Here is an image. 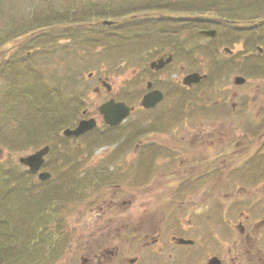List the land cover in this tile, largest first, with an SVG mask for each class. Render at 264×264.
<instances>
[{"label": "flooded vegetation", "instance_id": "obj_1", "mask_svg": "<svg viewBox=\"0 0 264 264\" xmlns=\"http://www.w3.org/2000/svg\"><path fill=\"white\" fill-rule=\"evenodd\" d=\"M159 14L154 21L164 20ZM168 19L174 25L173 30L165 33L166 41L159 36L164 49L157 50L158 55L143 66L141 79L132 77L136 74L133 71L129 86L116 94L110 83L112 74L97 77L95 90L100 95L106 91V98L96 105L97 113L93 116L86 108L73 125L65 116L58 117L60 108L65 109L63 91L61 86L52 89L57 96L54 103L60 106L55 119L49 121V125L55 124L52 128L61 126L63 133L65 128H75L82 119L89 118L94 119L95 127L78 137L63 136L69 142L84 140L80 159L70 169L75 172L68 174L66 180L51 173L44 180L38 179L39 172L49 171L51 166L56 165L61 171L65 168L61 169L58 153H54L60 143L50 149L40 170L31 171L21 165L22 170L33 175L34 195L56 193V205L45 198V206L60 218L73 216L76 220L65 227H55L62 244L59 252L44 251L43 261L36 252L27 264H52L59 253L66 252L67 259L61 264H264V226L260 225L264 223V132L255 134L254 124L242 114H235L240 95L234 88L244 85L247 79L237 74L231 79V88L214 87V75L229 67L214 50L210 55L211 68L204 65L207 60H200L199 67H187L181 59L190 63L198 60L197 45L194 40H188L187 45L181 43L178 31L183 27L185 35L195 30L197 18L190 14ZM205 29L209 28L199 30L200 36L221 35L220 29L210 28L216 29V35L208 37L202 33ZM226 48L223 51L229 57L236 53L231 61L240 65L244 73L260 67L253 53H244V48L234 53ZM160 63L162 66L157 68ZM196 72L200 78L188 82L187 76ZM236 76L244 77L245 81L236 83ZM220 91L231 94L227 100L220 98L207 103L211 92ZM150 93L159 100L155 98V104L145 106L143 98ZM107 102L123 103L130 111L119 123H108L101 112ZM210 105L218 107L215 114L211 113ZM115 110L113 120L119 116L120 107ZM137 110L143 116L141 119L132 117ZM224 122H229L233 129L224 130ZM244 126L249 130L241 129ZM120 134L123 137L116 145L96 146L102 139L104 143L109 139L115 142ZM91 135L92 140L86 142ZM252 167L254 173L246 174ZM252 177L257 182L246 184L253 181ZM75 182L76 188L71 191L76 203L69 204L65 197L59 196L66 195V185L71 183L74 187ZM227 199L231 201L230 213L224 205ZM200 202L210 206L201 210ZM53 229L47 228L40 240L44 236L50 238L48 234Z\"/></svg>", "mask_w": 264, "mask_h": 264}, {"label": "rangeland", "instance_id": "obj_2", "mask_svg": "<svg viewBox=\"0 0 264 264\" xmlns=\"http://www.w3.org/2000/svg\"><path fill=\"white\" fill-rule=\"evenodd\" d=\"M47 1L49 2V0H0V28L3 29V25H5V29V27L13 21L20 23L27 21L32 14L30 13L32 6L31 3H34V8L38 9V13L34 16V18L38 20L42 19L44 16L42 8L46 5L44 3H47ZM54 1L58 5H68L69 2L68 0H52L51 2ZM71 1L76 2L77 0ZM79 1H82V4L80 3L77 5L74 12L77 15L75 21L80 22L81 26L83 23L88 26L87 23L93 19L91 18L92 16L89 15L90 11L86 13L87 15H85L84 18L85 13L82 8H110L109 5H112L113 9H116L115 11L122 8H128V10L134 9L126 14V18H128L126 23L122 25L123 28L121 30L122 35L123 33L126 35V31H128L127 34L129 39L133 38V36L139 37L140 33L148 32V29L141 24H131L128 26L131 28L125 30L124 26L131 21L130 16L135 17L133 18L134 21L150 18L156 19V17L160 15L159 13H162V16L164 17H167L166 15L169 17L172 15L177 17H186L191 14L192 17L197 18L200 24L198 23L195 30H191L192 34L191 31H189L186 32V34L184 32L185 35H183V27H181L178 32L180 33L179 37H181V43L187 42V45L190 43L189 41L194 40V44L197 45L195 46V49L199 54L198 60L196 59L195 62L192 61L193 63H190L188 62L189 60L186 62L181 59V62H183L187 67L191 66L196 68L200 66V60H207L208 63L204 65L211 68L210 63L212 61V57L210 58V55L212 56L213 54L212 50L216 51L218 57L222 60H226V65H229V67L227 66L223 71H221L222 73L214 75V87H227L229 85V88H231V79L235 75L241 74L244 76L247 79V82L244 85L239 86L238 89L234 88L240 95L237 99L239 104L235 114H242L245 120L253 123L255 126L254 129L256 130L255 134L264 132V53L260 54L257 50V46H261L264 50V38L260 37V35L264 34V18L259 16L258 12L256 14L255 12L243 13L241 11H239V14L235 12L232 13L231 11H229V13H225L224 9H220L221 6L216 9L211 7V10L207 11L202 10L200 7L195 9L193 5H201L199 3L204 0H179L180 5H171V7L173 6V8H176L175 11H167V9L163 10V8H161L163 7L162 5H156V0ZM175 2L176 1H172L171 4ZM162 3L163 5H169L167 0ZM249 6L255 7L256 5ZM167 7L170 8V6ZM235 14H237V17L233 16ZM250 15H256V17H252L250 19L246 18L251 17ZM221 17L230 19L232 22H235L233 21L235 18L238 23L237 27H240L239 30L236 29L227 31L222 29L219 23L216 24V20ZM110 20L116 21L122 20V18L110 17ZM119 23L122 24V21H119ZM78 27H76V30L84 29V27H80V29H78ZM217 27L221 29V35L215 38H207L198 35L200 29H218ZM229 27L233 29V26ZM148 28L150 29L149 33H147V36L150 35V39L148 38L150 42L149 45H151L150 47H148L147 43L142 41V39L138 40L134 38V41L128 39L123 40L122 42L126 43L121 45L119 48L108 49L105 47L109 46H105L104 44L99 43L95 45V43H92V45L95 46L91 48L89 47L90 49H88L84 44H79L81 40L78 39L79 36L77 35V32L72 34L75 31L72 29L66 31V34L54 38L51 42L45 43L43 46H41V44L39 45L40 47H31L30 53H27V50L29 49L28 46L22 50V53L18 50H8L6 47L8 44L13 46L23 42L27 37L26 35L23 36L22 34L20 37H15L11 41L6 42L4 47L0 48V66L4 63L3 59L6 61L14 55L17 62L22 60L25 56H28V59L19 63L15 61V63L10 66L11 70L6 67L5 70L7 72L5 74H0V170H15V172H21L23 166L18 163L19 156L27 155L44 145H50L51 147L53 144L60 143L61 147L56 148L54 153H58L57 157L60 158L62 163H60L61 169L65 168L61 171L55 165V167H49V171L54 177L62 180H66L68 174L74 173L75 171L73 172L70 169L73 168V163L80 159L79 157L84 150L80 146L84 140L79 139V143L77 141L69 142V139H65L63 137L61 126L52 128L55 124L47 125V123H43V121L40 122L43 120V115L40 113L41 110H44L42 108L46 107V110H50L52 105L55 106V104H52V101L54 103V97L57 96L53 93L52 89H57L56 86H61L60 89L64 94L61 95V98H63V101L65 102V109L62 107L60 108L57 103L60 108V111L57 112L58 117L59 115H63V117L65 116L67 122L73 125L75 121L81 117L84 109L88 108L89 115L91 116H93L94 113H97V111H95L97 109L96 105L104 101L106 98V91H102V95H100V93L95 90V85L98 84V76L103 73H106L108 76L109 74H112L110 83L112 84L113 91L116 94H120L122 93L121 88H125L128 85V81L130 80L129 78L133 71H136V74L132 77L140 76L141 79V69L143 66H147L149 60L158 55L156 54L157 50L164 49L161 40H159L160 34L158 36L157 27ZM241 28L244 29L242 30ZM100 29L102 28H97L98 31H101ZM131 30L132 33H130ZM193 33L196 35L193 36ZM184 37H190V39L186 38V40H184ZM61 40H64L62 44L59 42ZM232 43L236 44L234 45ZM224 47L231 48L234 53L238 48H244V53H253V57L255 59L254 61L260 62V67L257 69L250 68V70H252L251 72L248 71V73H244L241 69H239L240 65L233 64L231 61L235 59L236 53L233 54V57H229L228 54L223 51ZM182 49L183 48H181V50ZM20 55L24 56L20 57ZM247 61L248 60L245 62ZM228 62H230V64ZM250 63L258 64L255 62ZM230 65H232V67ZM213 67V70L217 72L216 67ZM14 68L16 69V72H14ZM5 70L0 68V72ZM8 71H10V74ZM230 94L231 92L224 95L223 91H220L219 93L211 92L209 95L210 98H208L210 101H207V103L220 98L223 99V101L227 100ZM226 107L230 109L229 106L226 105ZM210 110L211 113L213 112L212 114H215L218 111V107L210 105ZM139 112L140 111L137 110L134 113L132 116L133 119L134 117H137V119H141L143 117ZM227 112L230 113V111ZM53 113L54 116H56L54 109L51 114ZM197 113L199 114V111ZM146 116L147 115H145V117ZM26 118L28 120H26ZM36 119H39L37 120L38 123L36 122ZM228 119H230V117H228ZM26 123L30 125L29 133L31 134L33 132L32 136H27L24 132ZM66 125L68 124L66 123ZM126 128H129V126ZM223 129L229 131L233 128L229 126V122H226ZM241 129L249 130L247 126L241 127ZM92 137L93 136L91 135L87 138L86 142L92 140ZM122 137L123 134H120V136L118 135L115 142L109 139L104 143V140L102 139L96 144V146L101 145L108 147L111 145L110 143H115L116 145V142L120 141ZM262 140L263 138L261 139V142ZM261 142L260 145H262ZM134 146V144L131 146L132 149ZM262 147H264V143ZM130 150L131 148H129V151ZM246 172L245 173L249 175L254 173L253 167ZM74 177L75 174H73V178ZM252 178L253 181L250 180V182H247L246 184L252 185L257 182L254 177ZM47 183L51 184L50 182ZM71 183L66 185V189L68 190L66 195H61L60 193H58V195H61L59 196L61 198L65 197L69 204H75L76 196L72 195L73 192L71 189L76 188L77 182L74 183V187ZM43 185L46 186L45 183ZM51 186H53V183ZM22 187L23 186L13 181V179L8 181L7 178L0 173V216L3 217L2 220L4 222L1 225H5L1 226L2 228L0 229V232H4L0 233V238L5 236L6 238H9L6 240V243L1 242L4 246L1 247L0 251H5V255L8 257L9 262L19 261L18 264H27L30 260V256L37 252L38 248L36 245L40 247L43 243L46 249L45 251L52 249L53 253L59 252L62 244L61 238L59 237L57 230H55V227H65L71 223V221L75 222L76 220L73 216H63L60 218V216L56 213H52L50 207L46 211L42 210L38 215H36L38 208L41 205L43 206L46 204V197L49 202L52 200V205H56V200L58 199L56 196L57 194L51 193L50 196H45L44 192V194H40L39 192L37 195H30V197L26 196L25 193L22 195ZM248 187L252 188L251 186ZM224 205L228 212L229 210H232L231 201L228 199L224 201ZM198 206L201 210H205L210 205L208 203L200 202L198 203ZM75 209L73 208V210ZM73 214H75V212L72 213V215ZM44 215H46V218L40 217ZM35 218H37V224H40L39 222H41L39 226L34 223ZM6 219L8 223H6ZM260 225L264 226V223ZM46 227L48 229L54 228L48 234L50 235V238H48V236H44L43 240L38 242L36 240L37 238L41 239L43 234L46 235ZM34 231L36 232L33 235L32 232ZM50 239L51 241H49ZM66 253H59L58 258H56L52 264L63 263V261L67 259ZM44 256H46V253H44ZM44 256H40L39 252L37 258L43 261L42 258ZM68 263H70V261H68Z\"/></svg>", "mask_w": 264, "mask_h": 264}, {"label": "trees", "instance_id": "obj_3", "mask_svg": "<svg viewBox=\"0 0 264 264\" xmlns=\"http://www.w3.org/2000/svg\"><path fill=\"white\" fill-rule=\"evenodd\" d=\"M52 0H49V2L47 1V3H44L46 5L43 6L42 8V12H43V18L42 19H36L34 18V16L38 13V9H35L33 4L31 3V9H30V13L31 16L28 18L27 21H23V22H17V21H13L11 22V24H8L5 29L3 25V29L0 28V48H3L4 45L6 44V42L11 41L13 38L15 37H20V35L23 34L26 35L27 37L24 39L23 42L18 43L17 45H7V49L8 50H18L21 51L20 53H22V50L25 49L26 46H28V50L27 53H30V48L31 47H35V46H43L45 43L47 42H51L54 38L60 36V35H64L66 34V31L72 29L75 30L74 33L75 34L77 32V35L79 36V40H81V42L79 44H84L85 46H87L88 49H90L91 47L101 43L104 44L105 46H109V47H105V48H119L121 45H124V43L126 42H122L123 40H132L133 39H138L142 41H145V43H147V46L150 47L151 45L149 42L150 39V35L147 36V33H149L150 29L148 27H157V31H158V36L160 34V36L164 37L161 39L163 41L168 40L167 39V35H165V33L170 32L171 30H173V26L168 23L169 19L168 18H173L174 15H170L171 17H169L168 15H166L168 18L163 17L164 20H159V21H154V19H140L137 21H134L133 18L135 17H131V21L128 22L124 27L125 30L130 29L131 24H135V25H143L148 29L147 33H140L139 37H134L129 39L128 37V31H126V35L123 33H121L122 30V25H124L127 21L126 18V14L134 9H129L128 8H122V9H117L118 11H115L116 9H113L112 5H109L110 8H103V7H87V8H82L84 10V18L85 15H87L86 13L90 11L89 15L92 16L91 18H93L90 22H88V26L85 25L83 23V25L81 26L80 22L75 21V19L77 18L76 13L74 12L76 10L77 5H79L81 2L79 0H77L76 2L68 0V5H58L57 3L51 2ZM163 1L165 0H156V5H162L163 10H176V8L173 6L171 7V5H180L179 0H167L169 2V5H163ZM172 1H176L175 3H172ZM44 2V1H43ZM82 4V3H81ZM89 4V3H88ZM201 5H193L195 7V9L198 7H200L202 10L207 11V10H211L212 8H217L220 7V9H224L225 13H229V11H231L232 13L235 12L237 14H239V11L246 13V12H250L253 13L255 12V14L258 12L259 16H262L264 18V0H204L203 2L199 3ZM55 5V6H52ZM249 5H256L255 7H250ZM167 6H170V8H168ZM92 12V13H91ZM116 12V13H114ZM237 14L233 15L234 17H237ZM223 16V15H222ZM251 17H246L248 19L252 18V17H256L253 15H250ZM258 16V17H259ZM110 17H116V18H122V20H116V21H112L110 20ZM109 18V19H107ZM247 19V21H248ZM166 20V21H165ZM119 21H122V24L119 23ZM232 22L230 19H226L225 17H221L220 19L216 20V24H220L222 29H225L227 31H232V30H239L240 27L238 26L237 20L234 18ZM264 21V20H263ZM68 23V24H66ZM198 23L200 24V22L197 20V25ZM65 24V25H64ZM80 24V25H79ZM240 24V23H239ZM100 25V26H99ZM196 25V27H197ZM79 26V27H78ZM229 26H233V29ZM76 27H78V29H80V27H84V29L82 30H76ZM101 27L102 29H100L101 31H98L97 28ZM7 28V29H6ZM218 29H220L219 27H217ZM242 29V28H241ZM244 29V28H243ZM242 29V30H243ZM221 30V29H220ZM132 33V30L131 32ZM199 35V32H198ZM260 37L264 38V34L260 35ZM149 38V39H148ZM155 38V37H154ZM159 38V40H161ZM78 40V41H79ZM61 44L64 42V40L59 41ZM121 42V43H120ZM92 43H95V45H92ZM120 43V44H119ZM77 45V43H76ZM144 46V45H143ZM40 47V46H39ZM90 47V48H89ZM26 53V54H27ZM264 50L262 53L263 54ZM28 55V54H27ZM24 56V55H23ZM20 55V57H23ZM27 57V58H26ZM28 59V56H25L22 60L20 61H16L15 60V55L11 56L10 58H8L6 61L5 59H3L4 63L3 65L0 66V68H2L3 70H5L6 67H8L9 70H11L10 66H12L15 61L17 63L21 62V61H25ZM16 63V64H17ZM5 66V67H4ZM15 69V68H14ZM7 71H2L0 72V74H5ZM14 72H16V69L14 70ZM8 73L10 74V71H8ZM8 75V74H7ZM55 106L52 105V107L50 108V110H46L45 108H42L44 110H41V114L43 115V120H41L40 122L43 121V123H47V125L49 124V121H52L53 119H55L56 116H54V113L51 114V112L54 109V112L56 111V109H58V105L56 107V103ZM39 111V110H38ZM26 120H28L26 118ZM39 119H36V122L38 123ZM31 121V120H30ZM22 126V125H21ZM21 128V127H20ZM30 129V125H28L26 123L25 126V130L24 132L26 133L27 136L31 135L29 132ZM1 134V133H0ZM56 146V145H54ZM0 173L2 175L5 176V178H7L8 181H11L13 179V181H15L17 184L23 186L22 187V195L25 193L26 196H32L34 195L32 187L34 186V182L33 180H31L32 178V173L28 170H21V172H15V170H0ZM44 194V193H43ZM45 195V194H44ZM30 196V197H31ZM47 198V197H46ZM48 208L45 205H41L37 212L36 215H38L42 210H47ZM53 214L55 212H52ZM40 217H44L46 218V215L44 216H40ZM3 217L0 216V229L2 228L1 226H5V225H1L3 224ZM37 218H35L34 223H36ZM6 223H8L7 219H6ZM41 224V222H39ZM40 224H37V226H39ZM47 229V227L45 228V230ZM47 231V230H46ZM4 232V231H3ZM0 232V233H3ZM36 231L32 232V234L34 235ZM51 232V231H50ZM9 238L5 237H1L0 238V250L1 247L4 246V244H1V242H7L6 240ZM38 242H41L42 240H40V238L36 239ZM37 246V245H36ZM40 248V249H39ZM37 249V255L40 252V256H43V252L45 251V247L43 245V243L41 244V246ZM42 253V254H41ZM0 264H17L16 261L14 262H9L8 257L5 255V251L2 250L0 251ZM39 264V263H37Z\"/></svg>", "mask_w": 264, "mask_h": 264}, {"label": "water", "instance_id": "obj_4", "mask_svg": "<svg viewBox=\"0 0 264 264\" xmlns=\"http://www.w3.org/2000/svg\"><path fill=\"white\" fill-rule=\"evenodd\" d=\"M205 35L209 36V37H214L216 35V30L215 29H209V30H203L202 31ZM226 50H228V48H226ZM159 61V60H158ZM155 65V61H153L152 66ZM162 66V63H160L159 65H157V68H160ZM200 78V74L199 73H192L189 76H187V80L188 82H192V81H197V79ZM245 81V78L242 76H236L235 77V82L240 84L242 82ZM155 94L154 93H150L148 95H146L143 98V104L145 106H150L155 104ZM156 100H159V97L156 98ZM120 107V114L119 116L115 119L114 117L117 115V111L115 110V108ZM130 111V108L123 104V103H105L102 108H101V112L104 113L105 119L108 123L111 124H117L119 123L123 118H125L128 113ZM95 123H94V119H83L79 122V124L75 127V128H65L64 129V135H74V136H79L80 134L84 133L87 130H90L92 128H94ZM50 147L48 145H44L43 147H41L40 149L36 150L33 153L27 154V155H21L18 160L20 163L26 165L30 170L33 171H37L39 170L40 166L43 164L44 162V156L48 153ZM39 179L40 180H44L48 177H50V173L43 171L39 173Z\"/></svg>", "mask_w": 264, "mask_h": 264}]
</instances>
